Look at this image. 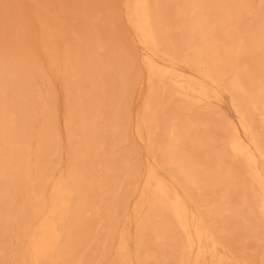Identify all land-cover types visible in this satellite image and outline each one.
<instances>
[{"label":"rangeland","instance_id":"rangeland-1","mask_svg":"<svg viewBox=\"0 0 264 264\" xmlns=\"http://www.w3.org/2000/svg\"><path fill=\"white\" fill-rule=\"evenodd\" d=\"M0 264H264V0H0Z\"/></svg>","mask_w":264,"mask_h":264}]
</instances>
